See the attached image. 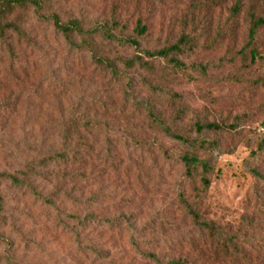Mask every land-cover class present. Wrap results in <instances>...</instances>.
<instances>
[{
	"label": "rangeland",
	"instance_id": "rangeland-1",
	"mask_svg": "<svg viewBox=\"0 0 264 264\" xmlns=\"http://www.w3.org/2000/svg\"><path fill=\"white\" fill-rule=\"evenodd\" d=\"M236 4L240 10L234 13ZM51 9L89 29L125 25L141 49L179 43L182 51L173 52L186 68L146 58L152 73L133 68L116 80L94 69L88 50H69L31 11L22 13L35 40L7 33L11 49L0 42V175L57 171L41 165L52 142H59L60 115L99 121L114 138L85 134L96 145L84 165L96 163L93 184L68 183L72 191L49 196L53 204L0 177V264H156L147 253L162 263L264 264V26L248 44L252 15L264 16V0H52ZM138 20L146 26L143 33ZM110 44L105 49L113 55L141 54L133 46ZM252 49L262 56L253 58ZM149 83L182 100L160 90L150 94ZM157 98L167 123L175 120L183 133L195 121L235 126L193 130L191 138H206L212 146L192 150L148 129L142 100ZM98 149L110 154L96 157ZM184 153L209 162L206 189L197 174L186 173ZM34 176L44 195L53 190ZM183 200L219 234L197 228ZM221 239L237 247L226 248Z\"/></svg>",
	"mask_w": 264,
	"mask_h": 264
},
{
	"label": "trees",
	"instance_id": "trees-1",
	"mask_svg": "<svg viewBox=\"0 0 264 264\" xmlns=\"http://www.w3.org/2000/svg\"><path fill=\"white\" fill-rule=\"evenodd\" d=\"M239 6L240 4L233 6L234 13L240 10ZM51 8L52 0H0V42L5 43L7 47L11 49V44L7 41L9 38L7 33L16 37L19 41L23 40L31 43L35 40L34 37L29 35L27 27H25V16L22 15V13L31 11V13L36 16L37 23L44 25L47 29L50 27L53 35H55V37H60L69 50H88L91 53L90 59L94 65V69L105 73L107 72L116 80H122L124 77H127L128 73L124 70L133 68L143 69L152 73L155 67L152 61H148L146 58H164L175 67L186 68V64L177 58L173 52L182 51V47L179 43L159 50L141 49L137 37L126 33L125 25H119L118 23L111 25L108 23H99L89 29L81 19L72 17L62 19L61 16ZM140 22L141 21L138 20L137 26L139 31L143 33L146 31V26L141 25ZM263 26L264 16L258 15L255 17V15H252V21L248 31V44H252L255 41L257 30ZM78 39H80L79 42H77ZM97 40L99 42H97ZM113 42L123 47L133 46L141 54L137 53L129 58H125L121 55H113L107 52L109 49H105L110 47V43ZM99 50H101V52H99ZM251 53L253 58L262 56V54L254 49L251 50ZM120 68H123V70H120ZM148 87L151 90L150 94H155L157 90H160L161 93H168L171 98L177 101L182 100L181 94L165 92L161 86L156 84L149 83ZM157 100L158 98L146 101L142 100L144 112L141 114H143V118L149 122L148 129L155 133H161L170 140L182 144L184 143L192 150L197 151L198 149H204L206 146H212V143L206 141V138L201 139L197 136L191 138L190 136L193 130H195L197 134L203 130L222 132L235 126V123H233L234 125H227L218 122L199 123V121H195L192 127H190V130L187 131V133H183L178 130V127H175V120H173L171 124L167 123L165 119L166 108L163 109V105L157 102ZM171 102V105L174 106V102ZM180 114V116L184 114L183 107L180 109ZM178 117L179 116H177V118ZM59 118V121L63 123V126H60L61 131L58 133L60 136L59 142L58 144L54 141L52 142L50 155L43 159L41 165L43 168L54 166L58 168L57 171L34 173L33 170H31L30 172L20 171L18 173H3L0 175V177L4 176L8 178L12 187L31 191L34 196L42 198L44 201L52 204L54 201L49 196H55L57 192L69 194V191H72V188L67 189L65 187L68 183L82 180L88 183L86 186L93 184L94 166H96V163L92 161L94 165L92 164L90 169L84 165L87 161L91 160L96 145L93 141L87 143L85 141V136L92 135L93 138L102 136L108 142L113 137V133L109 130L110 127H106L99 121L97 122L84 116L68 118L65 115H60ZM109 154L110 152L108 150L104 151L98 149L96 157L105 156L107 158ZM180 159L185 166L186 173L191 177L197 174L201 187L206 189L210 182L209 174L212 172L209 162L207 160L201 161L195 153H184L180 156ZM255 172L256 175L260 177L263 176L260 171L256 170ZM34 175L40 176L46 180V182H49L53 190L47 193V195H44L43 189H39V185L35 183L38 178ZM183 204L185 206V213L197 228L205 230L207 235L211 237H214L215 234H219L212 221L202 219L200 214L192 207V204L185 200H183ZM3 205L4 196L0 195V212L3 211ZM89 216L92 217V214ZM4 219L5 215L4 217L0 216V224H2ZM221 241L226 248L230 246L234 248L237 247L231 239L229 243L225 239H221ZM146 256L156 264H188V261L185 259H171L166 263H162L159 256L155 253H147Z\"/></svg>",
	"mask_w": 264,
	"mask_h": 264
}]
</instances>
